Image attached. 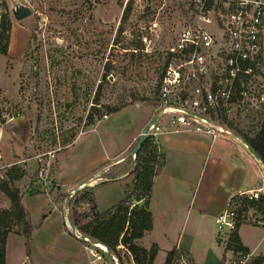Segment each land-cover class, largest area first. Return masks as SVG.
Returning <instances> with one entry per match:
<instances>
[{
  "label": "rangeland",
  "instance_id": "1",
  "mask_svg": "<svg viewBox=\"0 0 264 264\" xmlns=\"http://www.w3.org/2000/svg\"><path fill=\"white\" fill-rule=\"evenodd\" d=\"M214 1L221 4V0ZM18 4L30 7L32 14L16 20L12 8ZM193 6L194 0H0V23L11 22L8 54L0 53V182H10L22 196H33L23 202L35 227L27 246L22 220L16 218L11 198L0 190V210L10 213L0 225V247L3 232L10 230L8 236L15 234L11 241L14 258L28 255L46 264H65L74 254L88 263L84 245L92 244L84 242L78 230L75 234L66 220L68 195L53 178L57 166L60 183L81 176L87 168L85 159L103 154L105 163L107 151H122L140 127L146 129L156 108L139 99L155 98L168 49L194 20ZM136 33L143 34L141 51L136 49ZM262 58L255 78L245 86V100L234 106L230 116L248 135L258 130L264 112V52ZM123 103L129 105L110 118L108 107ZM91 114L95 123L90 125ZM134 147L126 152L121 172L135 166ZM132 178L131 173L127 180ZM115 189L109 185L101 190L105 193L99 196L100 211L122 199ZM87 208L77 206L81 211ZM260 219L245 218L244 224L255 228L244 238L253 247L262 241L260 249H264ZM227 238L220 236L225 247L222 260ZM204 242L196 245L200 259L208 249ZM118 255L121 264H136L125 249H119ZM166 257L167 253L160 252L154 264H165ZM172 264H182L180 257Z\"/></svg>",
  "mask_w": 264,
  "mask_h": 264
},
{
  "label": "crops",
  "instance_id": "2",
  "mask_svg": "<svg viewBox=\"0 0 264 264\" xmlns=\"http://www.w3.org/2000/svg\"><path fill=\"white\" fill-rule=\"evenodd\" d=\"M110 118L108 117V119ZM91 128L93 127H89V129ZM144 130V127H140L128 139V143L122 151L114 148L110 152L107 151L105 163L103 154L97 158V153H94L93 160L92 158L85 159L84 163L87 168L81 176H75L60 183L58 165L57 172L53 177L56 184L62 187L68 196L77 188H93L97 204L101 193H105V190L102 192L101 190L109 185L116 187V196L124 198L129 194L124 184L133 168L124 172L120 170L124 168L126 152L136 145ZM73 144L68 149H71ZM160 147L165 157V165L162 172L154 179L149 200L146 201L139 197L140 201L135 202L131 196L135 203L145 205L153 215V228L140 240V244L147 249H150L153 244H157L160 248L159 253L162 251L167 253L174 247L181 248L187 253L193 264H221L225 247L215 230V218L227 208L229 201L235 195L255 189L262 184L264 172L262 161L255 158L241 137L232 133L227 136L212 137L193 130L169 132L160 136ZM110 156L116 160L111 162ZM79 164L82 163L79 162ZM113 172L116 175L109 177L108 173ZM256 172L259 174L257 175ZM28 196L33 197L29 193H25L22 200L24 201ZM46 219L47 215L42 224ZM64 224L69 230L66 220H64ZM253 228L255 227L242 224L236 233L239 234L243 245L247 246L250 251L256 255L264 254V249H260L262 241L253 247L247 244L244 238V235L254 233ZM186 229L189 232L183 235L182 231ZM34 231L35 227L32 237H34ZM14 235H9L6 241V264H46L44 261L34 260L28 255L14 258L11 243ZM78 235L82 234L79 232ZM205 240L206 242H204ZM197 241L208 244L204 259L197 256ZM84 250L88 254L86 244ZM65 264L85 263L76 255L71 254Z\"/></svg>",
  "mask_w": 264,
  "mask_h": 264
},
{
  "label": "built area",
  "instance_id": "3",
  "mask_svg": "<svg viewBox=\"0 0 264 264\" xmlns=\"http://www.w3.org/2000/svg\"><path fill=\"white\" fill-rule=\"evenodd\" d=\"M192 12L194 20L168 49V62L158 82L156 121L148 124L146 138L155 144L158 154L162 153L160 136L164 133L193 130L212 137L230 135L219 122V109L231 116L234 106L245 100L242 79L253 81L264 52V0H221L220 5L214 0H194ZM236 83H243L241 90ZM238 195L259 199L264 195V179L259 187ZM244 221L242 216L241 223ZM238 222L232 198L215 218V230L229 240ZM91 244L86 245L89 264H111L110 260L121 264L118 254L100 243ZM119 249L133 257L122 244ZM226 253L224 264H264L252 251L228 249ZM180 261L190 264L191 260L182 255Z\"/></svg>",
  "mask_w": 264,
  "mask_h": 264
},
{
  "label": "trees",
  "instance_id": "4",
  "mask_svg": "<svg viewBox=\"0 0 264 264\" xmlns=\"http://www.w3.org/2000/svg\"><path fill=\"white\" fill-rule=\"evenodd\" d=\"M212 5V3H210ZM128 9L125 17L129 14ZM11 22L1 21L0 23V53L8 54V42L10 40ZM138 42L135 44L138 51L143 50V34L136 33L135 35ZM134 53V52H133ZM261 58V63H262ZM168 59L166 60L167 64ZM260 63V66H261ZM259 66V67H260ZM255 71V74L259 70ZM162 75V74H161ZM249 78L244 77L243 83H236L238 89L245 88L249 84ZM246 89V88H245ZM140 101L150 102L157 109L159 101L155 98H140ZM129 103H123L118 106L108 107L106 110L109 114L120 112L123 108L127 107ZM104 114L100 112V117ZM89 124H94L95 119L93 115L89 117ZM219 122L223 124L230 131L235 132V135L245 139L249 145L260 156L264 165V112L260 119L258 130L248 135L241 131L235 124L230 116L225 115L222 109H219ZM136 165L133 166L131 181L126 180L124 184L128 195L122 198L119 203L110 207L105 211L98 209L96 196L93 188H83L78 191L71 199V214L70 219L83 236L89 238L91 243H100L106 246L111 253L119 254L117 247L122 244L134 257L136 264H154V261L160 251L157 244H153L150 249H147L139 244L140 240L146 235L147 232L153 228V215L152 212L145 206L138 203H133L132 198L135 197L139 202L140 198L149 200L154 179L159 175L165 165V157L163 153H157V147L150 139H146L139 151L136 153ZM0 190L4 191L11 198L14 209L17 211L16 218L22 220L24 225L23 235L26 239V244L29 246V241L32 237L33 225L30 217V212L25 207L22 194L18 188L11 187L8 181L0 182ZM137 195V196H136ZM132 196V198H131ZM234 209L238 216L239 222L237 227L242 225V216L245 218L252 216H261L259 221L264 223V195L259 199H249L246 196L235 195L233 197ZM79 204L86 205V211L77 209ZM10 215L6 210H0V225H2L5 216ZM10 230H6L2 235V242L0 247V264H6V240ZM227 249L234 251H250L249 248L243 245L238 233L230 235ZM186 255L187 253L181 248L174 247L167 252L165 264H172L174 259ZM259 259H264V254L259 256Z\"/></svg>",
  "mask_w": 264,
  "mask_h": 264
},
{
  "label": "water",
  "instance_id": "5",
  "mask_svg": "<svg viewBox=\"0 0 264 264\" xmlns=\"http://www.w3.org/2000/svg\"><path fill=\"white\" fill-rule=\"evenodd\" d=\"M12 14L14 16V18L16 20H23L27 17H29L31 14H32V9L28 6H25V5H22V4H18V5H15L13 8H12ZM156 121V118H154L152 120V122ZM148 130H149V125L146 127V129L144 130L142 136L140 137V139L138 140L137 144L135 145L134 147V153L136 154L140 147L142 146L143 142L146 140L147 138V133H148ZM243 142L247 145L248 149L250 150V152H252V154L259 160L261 161V158L260 156L256 153V151L249 145V143L243 139ZM136 165V163H135ZM80 189L82 188H77L76 190H74L72 193L69 194L68 196V199H67V207H68V212L66 214V220L69 224V226L71 227V230L76 234V227L75 225L73 224V222L71 221L70 219V213H69V206H70V203H71V199L73 197V195L75 193H77L78 191H80ZM84 242H90V240L84 236H82L81 238ZM97 243V242H95Z\"/></svg>",
  "mask_w": 264,
  "mask_h": 264
},
{
  "label": "bare ground",
  "instance_id": "6",
  "mask_svg": "<svg viewBox=\"0 0 264 264\" xmlns=\"http://www.w3.org/2000/svg\"><path fill=\"white\" fill-rule=\"evenodd\" d=\"M101 246H104V245L101 244Z\"/></svg>",
  "mask_w": 264,
  "mask_h": 264
}]
</instances>
